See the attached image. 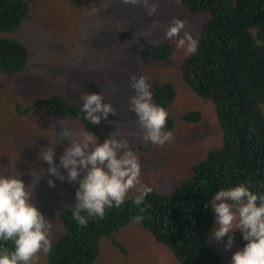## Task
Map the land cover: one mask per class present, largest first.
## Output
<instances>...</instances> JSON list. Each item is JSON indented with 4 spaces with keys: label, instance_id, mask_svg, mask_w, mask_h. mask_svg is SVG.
Segmentation results:
<instances>
[{
    "label": "rangeland",
    "instance_id": "obj_1",
    "mask_svg": "<svg viewBox=\"0 0 264 264\" xmlns=\"http://www.w3.org/2000/svg\"><path fill=\"white\" fill-rule=\"evenodd\" d=\"M158 3L156 13L149 16L143 4L127 5L123 0H32L29 16L18 29L0 31V38L21 41L29 55L28 68L21 73L13 75L0 69V173H20L25 184H30L33 203L52 222L53 242L67 233L60 214L74 206L78 182H62L46 171L34 178L30 173L48 168L37 156L40 146L57 142L60 120L78 131H91L79 119L53 113L48 104L25 112L23 109L36 99L60 94L72 104H82L84 92H101L115 114L101 120L100 135H95L102 142L112 133L133 146L146 142L140 138L142 129L136 115L129 110V98L134 94L129 77L144 75L151 90L155 81L171 82L176 96L167 112L173 125L166 122L165 129L172 131L173 141L162 147L149 143L147 152L136 153L143 183L160 192L170 193L177 182L190 178L193 165L223 143L214 101L200 96L184 81L181 66L188 55L164 37L167 26L178 18L185 22V31L198 38L209 14L189 11L181 0ZM165 42L173 45L172 54L154 61V48ZM194 110L200 111V120H184L183 116ZM67 146V140L56 145L57 163ZM60 171L67 176L64 169ZM49 178L55 180L54 187L49 186ZM214 227L207 240L223 262L231 264L233 252L243 247L237 239L240 231H234L229 251L223 241L212 238ZM114 238L122 246L103 237L99 256L92 264H181L141 223L133 221L118 229ZM38 256L35 264H49L43 253Z\"/></svg>",
    "mask_w": 264,
    "mask_h": 264
},
{
    "label": "trees",
    "instance_id": "obj_2",
    "mask_svg": "<svg viewBox=\"0 0 264 264\" xmlns=\"http://www.w3.org/2000/svg\"><path fill=\"white\" fill-rule=\"evenodd\" d=\"M32 0H0V31H15L28 18ZM191 12L209 14L198 39L195 55L181 66L184 81L200 96L214 101L223 130V143L209 150L193 165V175L177 182L170 193L153 187L146 197L148 207L140 213L131 197L120 208L107 210L87 226H78L71 208L60 214L67 233L53 242L47 255L49 264H92L99 256L103 237L114 238L115 232L133 222L140 214L141 225L155 239L165 244L181 264H225L207 237L214 225L210 199L218 189L237 183L248 184L253 191L264 193V0H181ZM173 52L169 42L158 44L152 59L168 58ZM26 46L14 38H0V69L18 74L28 68ZM154 103L167 107L174 101L176 88L171 82L155 81ZM48 104L53 113L83 121L88 129L100 135V124L91 125L80 113L81 104H72L54 94L38 98L25 112ZM195 122L201 118L194 110L183 116ZM167 125H173L168 116ZM149 143L130 146L135 153L147 152ZM141 163V162H140ZM238 241L244 245L241 233ZM11 248V242H7Z\"/></svg>",
    "mask_w": 264,
    "mask_h": 264
},
{
    "label": "clouds",
    "instance_id": "obj_3",
    "mask_svg": "<svg viewBox=\"0 0 264 264\" xmlns=\"http://www.w3.org/2000/svg\"><path fill=\"white\" fill-rule=\"evenodd\" d=\"M123 3L143 4L149 16L159 7L158 0H123ZM164 37L188 56L195 55L200 46L199 39L185 31V22L178 18L167 26ZM129 86L134 94L128 106L142 129L140 138L158 147L171 143L173 133L165 129L168 112L153 102L147 78L133 74L129 77ZM81 100L78 115L91 125H98L102 119L107 120L109 114H115L101 92H84ZM59 123L62 130L57 142L52 146H40L37 156L48 168H40L39 173L32 170V178L46 171L62 182L65 179L69 183L78 182L75 204L70 209L78 226H87L93 218L102 219L107 210L120 208L130 192L134 193L133 203L138 207L143 205L140 208L143 213L148 207L146 197L153 189L143 183L142 165L128 140L110 133L101 142L92 132L68 127L63 119ZM65 140L68 146L57 163L56 145ZM47 182L55 186V180L49 178ZM29 185L20 173H0V264H35L39 253L47 256L53 251L52 222L33 203V188L30 190ZM210 211L214 213L215 224L211 236L215 241H223L225 250L233 248L235 230L240 231L245 241L242 248L233 252L231 264H264V193L253 191L245 183L222 187L213 193ZM143 219L140 214L133 218L136 223ZM7 242H11V248L5 246Z\"/></svg>",
    "mask_w": 264,
    "mask_h": 264
},
{
    "label": "bare ground",
    "instance_id": "obj_4",
    "mask_svg": "<svg viewBox=\"0 0 264 264\" xmlns=\"http://www.w3.org/2000/svg\"><path fill=\"white\" fill-rule=\"evenodd\" d=\"M74 118V117H73ZM76 119H79V118H76ZM80 120V119H79ZM83 122V121H82ZM84 123V122H83ZM84 125H86L85 123H84Z\"/></svg>",
    "mask_w": 264,
    "mask_h": 264
},
{
    "label": "flooded vegetation",
    "instance_id": "obj_5",
    "mask_svg": "<svg viewBox=\"0 0 264 264\" xmlns=\"http://www.w3.org/2000/svg\"><path fill=\"white\" fill-rule=\"evenodd\" d=\"M152 234V233H151ZM153 235V234H152ZM153 237L155 238V236L153 235ZM158 241V240H157ZM159 242V241H158ZM161 243V242H160ZM165 245V244H164Z\"/></svg>",
    "mask_w": 264,
    "mask_h": 264
}]
</instances>
